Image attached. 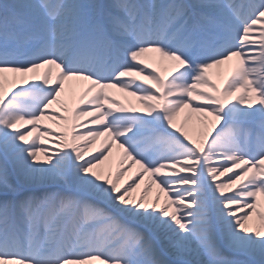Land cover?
<instances>
[{"label": "snow or ice", "instance_id": "obj_1", "mask_svg": "<svg viewBox=\"0 0 264 264\" xmlns=\"http://www.w3.org/2000/svg\"><path fill=\"white\" fill-rule=\"evenodd\" d=\"M0 264H264V0L0 3Z\"/></svg>", "mask_w": 264, "mask_h": 264}, {"label": "bare ground", "instance_id": "obj_2", "mask_svg": "<svg viewBox=\"0 0 264 264\" xmlns=\"http://www.w3.org/2000/svg\"><path fill=\"white\" fill-rule=\"evenodd\" d=\"M152 56L153 54H149V57L147 58V62L152 63ZM235 63L236 61L234 59L229 64H226L219 69L211 70L213 80L214 82L217 83V85L219 84L218 86L221 87L223 86L224 79L228 76L231 67L235 65ZM162 68L166 70V73L164 74L160 73V74L162 76H167L168 71L170 70L169 64L164 62L163 64L158 65L159 72L161 71ZM139 82H140L139 79L135 81V83H139ZM65 88H66V93L64 98L66 99L69 107L71 108L75 104L80 92L82 91V86L77 82H66ZM108 94L114 100L118 101L120 104L124 105L125 107H135L141 109V112L138 114H143L142 105L140 101L136 99V97L130 96L126 92H121L117 89H109ZM208 119L211 120L210 117ZM175 123L178 127L182 126L184 130L188 133V135L194 140H199L201 138V133L207 130L205 124L202 123V118L199 117L198 114L191 113L187 109H185L183 112L180 113V115L176 118ZM103 139L104 138H101V141H97L96 145L91 148V152L89 156H87L86 158H91V155L98 154L97 148L99 147ZM44 146L47 148L52 147L50 144H46ZM41 159H43V157H41ZM122 160H123V150L119 149L116 146H113L112 154L109 156L108 160H106L102 165L98 167L97 171L101 172L105 177L111 175L114 178L116 172L118 170H121L120 165ZM123 169H126V172L121 180L122 186L128 182H132L133 178H139L137 174L142 171L139 165L132 164L131 160H123ZM226 178L227 177H221V179H226ZM149 182H150V177L144 175L141 179L140 188H138L136 192L133 193V195L135 197H139V195L141 194V192ZM231 194H232L231 191L225 192V195H231ZM157 195H159L160 197V205L163 206L165 202V196L163 193L159 192V189L155 185L152 186L151 191L148 193V196L146 197L147 202L149 203L153 202L156 199ZM252 223H258V222L257 221L250 222V225ZM190 258L195 259L194 257H190Z\"/></svg>", "mask_w": 264, "mask_h": 264}, {"label": "rangeland", "instance_id": "obj_3", "mask_svg": "<svg viewBox=\"0 0 264 264\" xmlns=\"http://www.w3.org/2000/svg\"><path fill=\"white\" fill-rule=\"evenodd\" d=\"M168 64V62H166ZM169 69H170V65H169ZM160 73L164 74L166 73V70H164V68L161 69ZM219 85V84H218ZM170 259H175L174 257H169ZM192 259V258H190Z\"/></svg>", "mask_w": 264, "mask_h": 264}]
</instances>
